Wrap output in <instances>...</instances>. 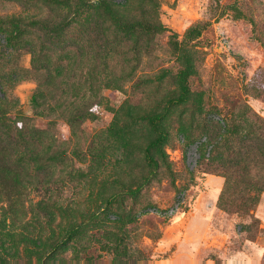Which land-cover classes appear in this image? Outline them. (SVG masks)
Here are the masks:
<instances>
[{
	"label": "rangeland",
	"instance_id": "rangeland-1",
	"mask_svg": "<svg viewBox=\"0 0 264 264\" xmlns=\"http://www.w3.org/2000/svg\"><path fill=\"white\" fill-rule=\"evenodd\" d=\"M107 1L162 29L123 31L99 0H0L7 122L51 146L18 210L0 202V264H264V151L235 157L233 135L264 133V0Z\"/></svg>",
	"mask_w": 264,
	"mask_h": 264
},
{
	"label": "trees",
	"instance_id": "trees-1",
	"mask_svg": "<svg viewBox=\"0 0 264 264\" xmlns=\"http://www.w3.org/2000/svg\"><path fill=\"white\" fill-rule=\"evenodd\" d=\"M50 2H70L72 0H46ZM100 13L109 16L119 26L120 29L126 32H134L144 30L148 33H155L162 29L158 24L146 19L130 21L122 17L116 7L107 0H99L98 4ZM11 31L8 34L7 41L13 45L18 44L26 35V28L21 18L13 17L10 19ZM7 76L0 74V202L5 203L10 210L17 211L21 205V197L24 192L26 182L24 179L23 168L26 167L27 159L36 161L42 159L51 160V146L47 143V136L43 130L34 128L35 137L33 140L27 139L26 135L15 125H9L8 113L6 106L7 92L5 90V78ZM189 89L187 85L184 87L181 96L175 101H184L187 98ZM36 97V95H35ZM44 115H51V108H48ZM45 112V111H44ZM15 128V129H14ZM239 128L233 125V135L239 141V148L235 152V157L238 152H241L240 147H244L247 151L258 150L264 151V133L259 127ZM153 129L157 136L150 142L146 150V157L151 163H157V158L152 154L154 148H160L167 138V131L161 128L159 123L153 120ZM231 129L228 131L230 132ZM229 141L226 137L223 142L224 150L219 151L217 156L222 157L227 151L226 147ZM252 202L256 197L251 198Z\"/></svg>",
	"mask_w": 264,
	"mask_h": 264
}]
</instances>
